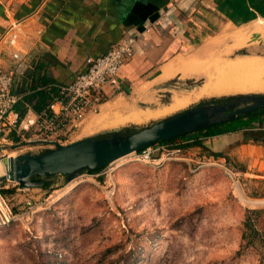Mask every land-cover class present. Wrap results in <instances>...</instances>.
Segmentation results:
<instances>
[{
  "label": "rangeland",
  "instance_id": "1",
  "mask_svg": "<svg viewBox=\"0 0 264 264\" xmlns=\"http://www.w3.org/2000/svg\"><path fill=\"white\" fill-rule=\"evenodd\" d=\"M11 4L0 0V42L6 45L10 26H17L8 21ZM202 28L187 55L209 62L264 59V16L231 24L210 15ZM237 32L250 35L245 44L234 42ZM204 82L206 74L180 75L144 99H107L63 145L114 129L140 128L214 98L264 94L202 96L139 123L89 128L105 108L111 117L130 109L154 111L168 105L171 96H188ZM252 126L234 134L229 145L223 138L193 132L165 144L149 159L132 153L70 181L61 175L42 178L40 188L3 180L0 189L13 192L0 195V264H264V153L244 149L264 142V134L257 124ZM47 150L0 136L1 162Z\"/></svg>",
  "mask_w": 264,
  "mask_h": 264
},
{
  "label": "crops",
  "instance_id": "2",
  "mask_svg": "<svg viewBox=\"0 0 264 264\" xmlns=\"http://www.w3.org/2000/svg\"><path fill=\"white\" fill-rule=\"evenodd\" d=\"M7 3L14 5L8 21L17 24L18 41L13 48L5 40L0 42V67L10 70V56L15 51L27 57L29 66L16 82L15 89L20 92L34 82L67 85L85 69L88 57L101 55L123 37H135L133 56L120 70V90L104 89L109 101L119 97L144 99L152 94L153 88L175 77L204 74L199 68L194 72L179 66L172 72L164 69L172 63L201 60L195 54L187 55V49L195 45L192 39L203 29L208 16L215 15L231 24H246L264 16V0H7ZM156 110L130 109L127 114ZM262 122L259 129L264 134V119ZM236 133L215 137L223 138L229 145ZM256 145L244 149L264 153V142Z\"/></svg>",
  "mask_w": 264,
  "mask_h": 264
},
{
  "label": "built area",
  "instance_id": "3",
  "mask_svg": "<svg viewBox=\"0 0 264 264\" xmlns=\"http://www.w3.org/2000/svg\"><path fill=\"white\" fill-rule=\"evenodd\" d=\"M7 33L6 43L13 48L18 41L17 26H10ZM135 41V37H123L101 55L88 57L85 69L67 85L48 82L38 84L33 91L28 88L25 92L15 87L28 68L29 61L19 51L13 52L10 70L0 67V136L4 139L14 136L47 149L66 143L81 128L86 117L107 101L105 87L110 92L120 90V70L132 58ZM30 91L47 93L50 96L49 104L39 112L33 111L28 104L24 105L22 111L16 110ZM155 145L136 153L143 159H149L153 152L165 148V144Z\"/></svg>",
  "mask_w": 264,
  "mask_h": 264
},
{
  "label": "water",
  "instance_id": "4",
  "mask_svg": "<svg viewBox=\"0 0 264 264\" xmlns=\"http://www.w3.org/2000/svg\"><path fill=\"white\" fill-rule=\"evenodd\" d=\"M232 97V100L224 103L202 102L152 124L126 128L122 133V129H114L102 136H90L68 145H57L40 154L25 153L5 158L2 161L7 171L0 177V183L7 180L23 188H40L44 185L42 178L57 175L70 181L83 171L102 169L159 142L264 110V94Z\"/></svg>",
  "mask_w": 264,
  "mask_h": 264
},
{
  "label": "bare ground",
  "instance_id": "5",
  "mask_svg": "<svg viewBox=\"0 0 264 264\" xmlns=\"http://www.w3.org/2000/svg\"><path fill=\"white\" fill-rule=\"evenodd\" d=\"M249 36L250 35L237 32L232 37L237 45H243L246 43ZM194 61L196 64L192 61L183 62L181 65L172 63L164 69V72H172L176 70L178 66L183 67L189 72L197 71L199 68L202 73L206 74V82H204L201 88L197 91H194L188 96L174 95L169 106L158 109L154 113L146 111L131 112L125 116L118 114L111 117L108 110H103L91 123L90 128L98 130V128L102 127L121 126L128 122L139 123L153 116H163L171 113L172 111L182 107L183 104L189 101L192 102L205 95L212 94L222 96L235 92H264V59L260 57H240L232 59L231 61L216 60L215 62L194 58ZM210 65H212L213 69ZM6 171L7 166L0 161V177L4 176Z\"/></svg>",
  "mask_w": 264,
  "mask_h": 264
},
{
  "label": "trees",
  "instance_id": "6",
  "mask_svg": "<svg viewBox=\"0 0 264 264\" xmlns=\"http://www.w3.org/2000/svg\"><path fill=\"white\" fill-rule=\"evenodd\" d=\"M38 84H44V83H32L30 85V90L33 91L35 89V87ZM26 94L22 101L16 106V110L18 111H22L23 107L25 104H28L31 106V108L33 109V111L35 112H39L41 111L45 106H47L50 102V96L43 92V91H37V92H31ZM233 97L229 96V97H221V98H214L212 100L213 103H219V102H224V101H230L232 100ZM264 115V110H259L256 112H251L248 114H244V115H240L239 117L223 122V123H218V124H214L212 126H208L205 127L203 129L197 130L196 132L202 134L203 137L205 138H210V137H215V136H219V135H223V134H227V133H236L242 130H253V126L257 124V126L260 128L262 126V116ZM124 132V129L121 130V133ZM249 132V131H247ZM107 136V135H105ZM185 136V135H184ZM184 136H180L178 138H174L171 140H167V141H162L159 142L158 144H168L173 142L175 139H179V138H183ZM16 141L18 140V138L12 136ZM215 157H221V155L217 154L215 155ZM101 169L98 170H93V171H88L89 173H96L98 171H100ZM13 192V189L11 190H1L0 189V195L3 196V194L6 193H11ZM248 217V216H247ZM248 219L247 218V222H245V225L247 226L248 223Z\"/></svg>",
  "mask_w": 264,
  "mask_h": 264
},
{
  "label": "flooded vegetation",
  "instance_id": "7",
  "mask_svg": "<svg viewBox=\"0 0 264 264\" xmlns=\"http://www.w3.org/2000/svg\"><path fill=\"white\" fill-rule=\"evenodd\" d=\"M224 102H227V101H224ZM224 102H219V103H224ZM213 103V102H212Z\"/></svg>",
  "mask_w": 264,
  "mask_h": 264
}]
</instances>
